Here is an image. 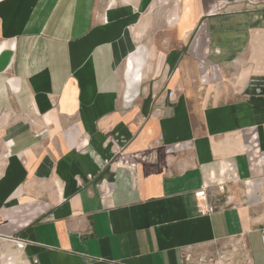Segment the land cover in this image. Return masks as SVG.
<instances>
[{
	"label": "crops",
	"instance_id": "crops-1",
	"mask_svg": "<svg viewBox=\"0 0 264 264\" xmlns=\"http://www.w3.org/2000/svg\"><path fill=\"white\" fill-rule=\"evenodd\" d=\"M153 1L0 0V239L29 264H264V98L165 144L156 111L122 94ZM245 3L264 20V0H200L209 24L247 21Z\"/></svg>",
	"mask_w": 264,
	"mask_h": 264
},
{
	"label": "rangeland",
	"instance_id": "rangeland-1",
	"mask_svg": "<svg viewBox=\"0 0 264 264\" xmlns=\"http://www.w3.org/2000/svg\"><path fill=\"white\" fill-rule=\"evenodd\" d=\"M256 6L245 3L235 12L248 15L247 21L234 17L231 21L209 24L200 0H154L135 27L131 26L136 36L132 41L135 48L127 58L137 48L142 54L134 60L130 77L125 64L120 75L122 94L142 106L141 110L156 111L163 127L162 143L180 139L182 135L177 132L186 126L206 125L205 113L217 116L219 109L231 110L236 102L249 105L246 100L254 95L264 98V49L253 57V68L248 65L250 49L245 51L249 48L248 40L253 38L250 29L264 30V20L252 18ZM227 14L235 16L234 12ZM234 33L242 37L238 41L235 37L227 39ZM259 36L264 43V33ZM134 104L131 102V109L137 112ZM18 121L4 119L3 127ZM133 122L140 125L144 120L138 116ZM5 155L2 144L0 164ZM0 264L29 263L10 239H0Z\"/></svg>",
	"mask_w": 264,
	"mask_h": 264
},
{
	"label": "built area",
	"instance_id": "built-area-1",
	"mask_svg": "<svg viewBox=\"0 0 264 264\" xmlns=\"http://www.w3.org/2000/svg\"><path fill=\"white\" fill-rule=\"evenodd\" d=\"M194 197L199 201V202H203L206 199V195H205V190L204 189H200L198 191H196L194 193ZM212 211V209L205 207V208H201L199 213L201 216H205L207 214H209ZM260 240H261V245L264 248V227L260 230Z\"/></svg>",
	"mask_w": 264,
	"mask_h": 264
},
{
	"label": "bare ground",
	"instance_id": "bare-ground-1",
	"mask_svg": "<svg viewBox=\"0 0 264 264\" xmlns=\"http://www.w3.org/2000/svg\"><path fill=\"white\" fill-rule=\"evenodd\" d=\"M136 59V58H135Z\"/></svg>",
	"mask_w": 264,
	"mask_h": 264
}]
</instances>
